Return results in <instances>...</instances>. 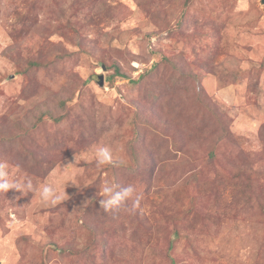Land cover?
I'll return each mask as SVG.
<instances>
[{"label": "rangeland", "instance_id": "rangeland-1", "mask_svg": "<svg viewBox=\"0 0 264 264\" xmlns=\"http://www.w3.org/2000/svg\"><path fill=\"white\" fill-rule=\"evenodd\" d=\"M0 136V264H264V4L0 0Z\"/></svg>", "mask_w": 264, "mask_h": 264}, {"label": "clouds", "instance_id": "clouds-1", "mask_svg": "<svg viewBox=\"0 0 264 264\" xmlns=\"http://www.w3.org/2000/svg\"><path fill=\"white\" fill-rule=\"evenodd\" d=\"M96 167L100 168L104 165L115 164L113 152L106 146H94L92 149ZM9 190H16L25 194V192H36L40 198L45 202L56 204L62 201L63 194H58L55 187L47 183L34 186L31 179H26L23 183L11 177L8 171L6 162H0V193H7ZM100 207L105 212L116 211L126 206L129 199L133 200V206L138 207L140 204L141 196L136 193L134 185H127L119 188L110 182H105L99 190Z\"/></svg>", "mask_w": 264, "mask_h": 264}, {"label": "water", "instance_id": "water-1", "mask_svg": "<svg viewBox=\"0 0 264 264\" xmlns=\"http://www.w3.org/2000/svg\"><path fill=\"white\" fill-rule=\"evenodd\" d=\"M262 1V3L264 4V0H261ZM102 83H103V79H102V77H101V85H102Z\"/></svg>", "mask_w": 264, "mask_h": 264}, {"label": "trees", "instance_id": "trees-1", "mask_svg": "<svg viewBox=\"0 0 264 264\" xmlns=\"http://www.w3.org/2000/svg\"><path fill=\"white\" fill-rule=\"evenodd\" d=\"M0 138H1V136H0Z\"/></svg>", "mask_w": 264, "mask_h": 264}]
</instances>
